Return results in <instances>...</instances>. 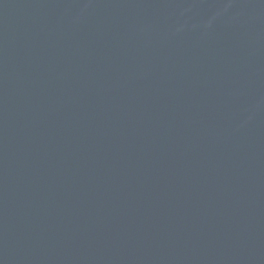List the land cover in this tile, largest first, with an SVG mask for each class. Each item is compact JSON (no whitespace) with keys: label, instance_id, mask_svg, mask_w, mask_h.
Segmentation results:
<instances>
[{"label":"water","instance_id":"water-1","mask_svg":"<svg viewBox=\"0 0 264 264\" xmlns=\"http://www.w3.org/2000/svg\"><path fill=\"white\" fill-rule=\"evenodd\" d=\"M0 264H264V152L165 0H0Z\"/></svg>","mask_w":264,"mask_h":264}]
</instances>
